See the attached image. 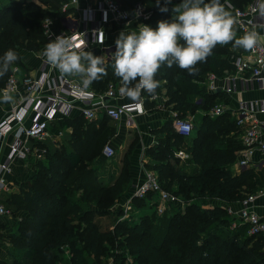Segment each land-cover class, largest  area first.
Here are the masks:
<instances>
[{
  "label": "trees",
  "instance_id": "1",
  "mask_svg": "<svg viewBox=\"0 0 264 264\" xmlns=\"http://www.w3.org/2000/svg\"><path fill=\"white\" fill-rule=\"evenodd\" d=\"M68 1L0 0V58L9 49L19 57L0 77V89L14 65L27 69L24 51L38 52L48 43L42 20L50 17L61 27L59 20L67 15L62 7ZM117 1L128 9L138 2L153 9V29L159 21L171 20L172 9L182 2L173 0L165 6L168 11L161 12L164 0ZM229 1L243 8L252 0ZM235 49L232 43L217 45L206 62L196 65V75L175 64L162 65L155 77L159 81L155 92L162 89L165 80L170 101L182 117L200 107L210 109L222 94H210L200 83L212 72L223 76L225 71H233ZM113 63L112 59L103 65L107 75L91 83L95 90L103 92L110 82L121 81L114 75ZM197 96L204 102L195 104ZM66 122L74 128L72 138L63 148L48 152L46 163L37 162L36 172L20 184L18 194L8 199L22 220L10 241L9 258L0 259V264H102L108 257L115 264H127L126 253L138 264H264V235H248L247 225L233 228L234 219L227 211V206L246 194L264 188V174L259 170L249 167L234 174L231 169L243 144L240 129L228 114L202 117L188 148L186 138L168 120L162 128L166 137L147 151L156 160L147 168L156 170L166 190L184 199V211L173 206L163 215L154 210L139 219L130 216L120 221L124 214L120 208L113 228H103L99 219L132 195L134 162L125 157L122 170L116 175L111 171L113 181L105 183L108 172L101 174L99 169L109 161L103 156V141L113 137V121L102 115L98 121L87 122L76 114ZM184 147L191 156L190 164H195L191 172L177 167L179 159L174 151ZM76 194L81 198L72 200ZM152 199V192L145 198H134L132 213L147 205L156 207Z\"/></svg>",
  "mask_w": 264,
  "mask_h": 264
},
{
  "label": "built area",
  "instance_id": "2",
  "mask_svg": "<svg viewBox=\"0 0 264 264\" xmlns=\"http://www.w3.org/2000/svg\"><path fill=\"white\" fill-rule=\"evenodd\" d=\"M172 2L173 0H164L163 7ZM76 3L77 0H69L63 4L62 11L67 15L59 20L60 28L55 19L47 17L42 20L44 32L50 33L46 35L48 43L62 35L72 40L73 50L88 51L95 44L103 45L109 28L123 27L138 31L141 24L151 27L155 12L142 2L136 3L132 9L125 8L117 0H98L95 5L89 4L84 8H79ZM221 3L237 19L234 28L238 32V38L252 30L257 31L261 38L251 50L235 49L236 52L231 57L234 70L225 71L223 76L210 73L203 81L205 89L210 94H215L218 90L220 93L233 94L239 83L242 86L256 83L264 88V16L254 11L257 0H252L243 8L235 6L229 0H221ZM49 21L51 23L46 26ZM101 39L102 43L99 42ZM106 49L107 55L109 52L111 55V48ZM41 60L42 65L35 73H27L20 66L14 65L5 85L0 89V99L3 100L5 94L12 97L10 102H5L9 108L0 120V137L11 138L6 142V157L0 162V216L13 214L5 204L4 197L9 189L7 176L12 171V165L16 161L41 159L46 152L42 149L46 148L43 144L52 139V126L66 122L77 114L87 122H94L102 115L114 122L124 119L125 125L132 128L135 126L137 115L146 111V98H158L157 93L146 97V92H142L139 100L124 102L127 96L120 92L121 81H112L105 91L99 92L92 84L85 88L81 76L60 73L47 63L43 54ZM226 111L224 104L215 103L207 114L216 118L224 115ZM255 112L264 114V103L240 101L236 110L235 121L241 132L243 148L235 164L242 169L250 166L256 152H260L264 157V122L255 117ZM172 125L176 132L185 138L191 137L195 131L193 121L176 112L172 113ZM103 156L109 160L116 156V149L112 144L105 145ZM177 156L186 158L187 154L180 150ZM150 192L153 193L152 203H155L158 215H163L173 206L186 205L183 198L162 186L155 171L145 170L144 177L135 186L132 195L122 204L124 214L119 220L130 218L134 198H145ZM262 196L264 188L246 194L236 204L227 206L229 216L234 219L231 224L233 228L247 225L248 235H264V215L256 210L257 200ZM235 205L238 206L237 209ZM3 246L4 237L0 232V249ZM104 264H115L114 259L111 257Z\"/></svg>",
  "mask_w": 264,
  "mask_h": 264
},
{
  "label": "clouds",
  "instance_id": "3",
  "mask_svg": "<svg viewBox=\"0 0 264 264\" xmlns=\"http://www.w3.org/2000/svg\"><path fill=\"white\" fill-rule=\"evenodd\" d=\"M160 11L167 12L168 8L162 7ZM172 11L171 20L159 21L155 29L141 24L138 31L120 32L115 41L114 75L121 80L120 92L134 101L141 98L142 92L155 93L159 87L155 77L164 64L168 67L175 64L189 75H196L199 71L196 65L206 62L217 45L232 43L233 47L251 50L261 38L255 30L237 38L234 28L237 19L221 0H182ZM254 11L264 16V0H257ZM45 35L50 33L46 31ZM73 48L72 40L61 35L47 43L42 54L60 73L83 77L85 88L107 75L103 57ZM18 59L14 50H7L0 58V77ZM11 100L10 95L3 96L4 102Z\"/></svg>",
  "mask_w": 264,
  "mask_h": 264
},
{
  "label": "crops",
  "instance_id": "4",
  "mask_svg": "<svg viewBox=\"0 0 264 264\" xmlns=\"http://www.w3.org/2000/svg\"><path fill=\"white\" fill-rule=\"evenodd\" d=\"M97 1L98 0H77L76 5L79 8H84L85 6L89 4L95 5ZM122 31L131 32L133 30L129 28H123V27L122 28H119V27L109 28L103 45L95 44L91 46V48L87 52H91L95 56L103 57L104 65L106 66L113 59L112 55L116 51L115 41L118 38L120 32ZM45 46L38 52H25V51L23 52V60L27 68V69H24L25 72L28 71L29 73L30 72L35 73L39 70V68L42 65L41 55L45 49ZM106 48H111V52H112L111 55H109L110 52L108 54L109 56L107 55L108 52ZM236 49H240L241 51L245 50L243 48H237V47ZM165 82L166 81L164 80L162 89L159 92H155L157 93L158 98H155V99L146 98L145 100L146 111L143 114L137 115V117L135 118L134 127L128 128L124 123V119H122L119 122L113 121V124L116 125L117 130L114 133L113 137L110 139L112 143L110 142L108 143L112 144L114 148L116 149V144L118 143V141H120L122 142L124 148L130 149L131 147L132 148L134 147L137 150L138 155H134L135 163H133V166H132V177H133V183H134L133 188H135V186L139 184L141 179L144 177V172L145 170H148L147 168L148 165L156 162V160H154L153 158L147 155V151L150 148L159 146L160 141L166 137L167 133L166 131H162V128L164 127L166 122H168V120L172 121V113L176 112L180 116H182L180 110L176 108L173 102L170 101V97L167 94V89L164 86ZM200 84L202 87L204 86L203 82ZM216 94L218 95L222 94L221 97L216 100V103H222L225 105L227 109L225 115L228 114L232 120L236 119V115H237L236 110L238 109V105L240 101H249V102L258 101V102L264 103V88L261 87V84H256V83L254 85L246 84L244 86H242V84L239 83L236 88V91L233 94H224L220 92ZM146 97H149V96L146 95ZM131 100L132 99L127 97L123 101L129 102ZM201 100L204 102L203 98H200L199 96H197L194 98L193 102L197 104V103H200ZM8 108L9 106L2 99H0V120L4 117L5 113L8 111ZM208 110L209 109H204L203 107H200L197 110H195L193 113L187 112L185 118L193 121L194 125H197L198 117L201 119L205 115H208L207 114ZM255 117L261 122H264V114L255 112ZM100 118L101 117H99V119ZM73 130L74 128L71 125H68L67 122L66 123L62 122L58 125H54L51 128L52 139H48L43 145H46L47 147H52L54 146V144L61 143L62 141H69L72 138ZM194 136H195V133H193L191 137L186 138L187 148L192 144V140ZM10 139L11 138L5 139V138L0 137V162H2L6 157V154L8 152V146L6 142L10 141ZM186 147H184L183 149H178L174 151L175 158L179 159L178 163L174 159L172 160L177 163V167L185 168L188 171L189 167L192 170L193 165L190 164L189 159H191V156L189 153H187ZM48 149L51 150V152H55L56 150H58V148H55V149L48 148ZM180 150H184L186 152L187 154L186 158L177 156V153ZM239 152L237 153V157L239 155ZM135 154H136V151H135ZM31 161L32 159L27 162L16 161L12 165V171L7 176L9 180V189L4 194L5 201H6L7 194L9 195L11 194L10 196H12L13 194H18L20 192V184L24 180H27L29 175L32 174L33 169L35 168L34 166L33 167L31 166L33 163ZM252 161L253 162L250 164L249 167H253L256 170H259L260 172L264 174V157L262 156V154L260 152H256ZM231 169L234 174H238L243 170L242 168L238 167L235 163L231 166ZM119 171L120 170H118L117 173L112 171L111 173H114L116 175L119 173ZM109 174L110 172H108L106 175V178H104L105 183H110V180L112 179V177ZM126 200L127 199H124L121 202L117 203L115 207L117 212L118 210H120L122 204H124ZM256 204H257L256 206L257 212L261 215H264V196L260 197L257 200ZM237 208L238 206H236V209ZM7 217L9 216H0V224L4 223ZM1 250L2 249H0V252ZM5 255H7V252ZM107 260L108 258L103 260L102 264H104ZM91 264H97V263L92 261Z\"/></svg>",
  "mask_w": 264,
  "mask_h": 264
},
{
  "label": "rangeland",
  "instance_id": "5",
  "mask_svg": "<svg viewBox=\"0 0 264 264\" xmlns=\"http://www.w3.org/2000/svg\"><path fill=\"white\" fill-rule=\"evenodd\" d=\"M29 61V59H28ZM201 119L198 117L197 119V125H199ZM196 127V126H195ZM112 128L113 130L116 132L117 130V127L115 124H112ZM112 143L110 141V139H106L103 141V145L105 146L106 143ZM65 143H67V141H62L61 143H58V144H54V146L52 147H47L46 145H43L44 147L46 148H42L43 150H46V152L43 154V157L41 159L38 158V160L36 158H32V167L34 166V168L36 167L35 164L39 161L43 162V163H46V159H47V154L48 152L51 153V150H49L48 148H63V145H66ZM103 146V147H104ZM134 148V147H133ZM133 148L131 149V152H130V149L129 148H124L122 142L118 141V143L116 144V156L111 160V161H106V163L103 165L102 168L99 169L100 172H102L101 174H104L106 172H111V171H114L115 173H117L118 170H122V167H123V162L125 160V157H128L130 162H134L135 163V159H134V154H132V151H133ZM134 151H136V154L135 155H138L137 154V150L134 149ZM190 162H191V159H189ZM193 165V164H192ZM195 166L193 165L192 168H194ZM189 172H191V168L189 167L188 168ZM36 172V168L33 169V172L32 174ZM31 174V175H32ZM29 175V177L31 176ZM28 176V175H27ZM28 177V178H29ZM25 181V180H24ZM113 181V179L110 180V182ZM11 195V194H10ZM9 194L6 195V201H5V204L7 205L8 208H10L12 211H13V214L11 215H8L9 217H7V219L5 220L4 223L0 224V232L2 233V236L4 237V246L1 250V255H0V259H7L9 258V249L11 247V239L13 238V236H15V228L16 226L19 224V222H21L22 218L19 216H17L16 214H18L14 207L11 206L10 204H8V199L9 200L11 199V196ZM77 196H73L72 197V200H74L75 198H81L80 194L78 196V194H76ZM8 196V197H7ZM211 203H209L208 205H210ZM117 205V203H116ZM116 205H114L111 209H110V215H107V216H104V217H101L99 220L101 221L102 223V227H105V228H113L114 227V221L115 219L118 217L119 218V215L117 214V211H116ZM181 208H178L180 209L181 211H184L186 205L184 206H180ZM155 210V206H150V205H147L143 208H139L136 210V212H133L131 213L130 216H132L133 218L135 219H139L140 216H143V215H146V214H151L153 211ZM122 218V217H120ZM20 219V220H19ZM15 226V227H14ZM14 227V228H13ZM14 230H13V229ZM110 249V247H109ZM113 250V249H111ZM7 252V255H5ZM117 250L115 251L114 249V253H116ZM126 262L127 264H138V262L136 260H134L133 257H131L130 255H128L126 253ZM111 258V257H108V259ZM71 263V262H70ZM69 262H63L62 264H70Z\"/></svg>",
  "mask_w": 264,
  "mask_h": 264
},
{
  "label": "water",
  "instance_id": "6",
  "mask_svg": "<svg viewBox=\"0 0 264 264\" xmlns=\"http://www.w3.org/2000/svg\"><path fill=\"white\" fill-rule=\"evenodd\" d=\"M219 92V90L217 91V93Z\"/></svg>",
  "mask_w": 264,
  "mask_h": 264
}]
</instances>
